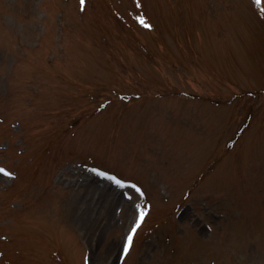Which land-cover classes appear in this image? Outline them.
<instances>
[{
	"label": "rangeland",
	"instance_id": "rangeland-1",
	"mask_svg": "<svg viewBox=\"0 0 264 264\" xmlns=\"http://www.w3.org/2000/svg\"><path fill=\"white\" fill-rule=\"evenodd\" d=\"M0 169V264H264V0H0Z\"/></svg>",
	"mask_w": 264,
	"mask_h": 264
},
{
	"label": "snow or ice",
	"instance_id": "snow-or-ice-1",
	"mask_svg": "<svg viewBox=\"0 0 264 264\" xmlns=\"http://www.w3.org/2000/svg\"><path fill=\"white\" fill-rule=\"evenodd\" d=\"M83 4H84V0H81V5L83 6ZM140 22H141L142 24L144 23L142 19L140 20ZM144 26H145V27H148L147 24H144ZM0 173H3L5 176H9V175H11L10 173L6 172L4 169H0ZM143 217H144V213L141 212L140 215H139V217H138V219H137V221H136L135 226H134L133 229H132V232H133V233L136 231V228L139 227L140 222L143 220ZM131 242H132V234L130 233L129 236H128V238H127V242H126L125 245H124V252H125V253L128 252L129 245L131 244ZM86 264H87V262H86Z\"/></svg>",
	"mask_w": 264,
	"mask_h": 264
}]
</instances>
